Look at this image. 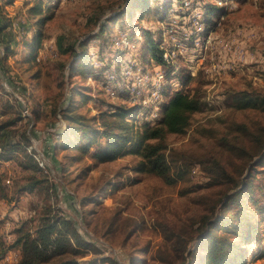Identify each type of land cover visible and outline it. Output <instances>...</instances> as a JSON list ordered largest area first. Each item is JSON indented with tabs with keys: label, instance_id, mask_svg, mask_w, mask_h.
Segmentation results:
<instances>
[{
	"label": "rangeland",
	"instance_id": "374dc122",
	"mask_svg": "<svg viewBox=\"0 0 264 264\" xmlns=\"http://www.w3.org/2000/svg\"><path fill=\"white\" fill-rule=\"evenodd\" d=\"M127 1L0 0V126L18 120L19 144L0 161V247L49 212L96 246L84 264H210L223 235L237 264H264V105L244 107L264 97V0ZM177 92L201 108L165 139L166 180L142 170L133 133ZM133 106L124 131L116 107Z\"/></svg>",
	"mask_w": 264,
	"mask_h": 264
},
{
	"label": "trees",
	"instance_id": "16d2710c",
	"mask_svg": "<svg viewBox=\"0 0 264 264\" xmlns=\"http://www.w3.org/2000/svg\"><path fill=\"white\" fill-rule=\"evenodd\" d=\"M131 1L133 0L127 1L128 6L125 8V13L131 12ZM143 4H146V1ZM122 15V12L118 14L117 19H120ZM0 31H3V27ZM154 50L157 51L155 44ZM83 56L85 55L83 54ZM244 103V107L258 106L259 103L264 105V97L261 99L247 97ZM200 108L201 102L199 100L177 92L165 107L164 118L159 125H144V129H139L133 133L135 134L133 138L136 139V146L139 148L138 153L143 159L141 163L143 171L155 174L166 180L169 179L171 166L165 152V139L168 134L184 133L190 125L191 115L199 111ZM134 109H136L135 106L131 108L116 107L114 116L118 121L125 124L124 131H128L129 129V125L125 121H127L128 116L135 113ZM65 120L68 122L70 120L76 126L81 124V131L84 133L88 132V128L83 123L85 120L83 116H66ZM17 121H8L0 126V139H4L1 143L0 161L9 159L5 156L7 146H11L14 149L19 145L13 143L10 130H6L8 127L15 125ZM75 129L77 131V128ZM117 137L121 139L124 136H112V141L98 155L108 157L109 159L115 158L116 155L111 154L110 149L117 146ZM22 138L28 143L30 142V137L27 134L24 133ZM128 141L127 139L126 142ZM25 157L30 159V164L33 161V167L36 170L39 169L37 162H34L31 156L25 153ZM39 183L38 181L31 182L28 184L27 190L32 191L36 189ZM249 186L250 182H243L240 190L232 194L230 199L241 198L243 194L245 195L246 188ZM239 205H242V203ZM217 221L215 220L212 225L216 226L219 223ZM24 226L23 224L16 230L17 238L11 246L0 247V260L5 257L8 251L18 249L20 251V261L16 264H84L79 261V258L85 256L92 249H96V246L87 241L79 232L75 221L68 217L52 216L48 212L39 218V226L34 232L30 229L25 230ZM211 236V233L204 232L201 237ZM208 249H211V254L206 258V261L210 262V264H237L238 259H240L237 241L230 238L229 235L216 236L211 247H208ZM104 261L109 262L110 260L104 259ZM94 263L97 262H90V264Z\"/></svg>",
	"mask_w": 264,
	"mask_h": 264
},
{
	"label": "crops",
	"instance_id": "0c3cea01",
	"mask_svg": "<svg viewBox=\"0 0 264 264\" xmlns=\"http://www.w3.org/2000/svg\"><path fill=\"white\" fill-rule=\"evenodd\" d=\"M12 250H13V249H12ZM12 250L8 251V253H9V252H10V253H13ZM14 250L16 251L15 253H16V261H17V260L20 258V251H19L18 249H14ZM8 253H7V254H8ZM10 255H11V254H10Z\"/></svg>",
	"mask_w": 264,
	"mask_h": 264
}]
</instances>
